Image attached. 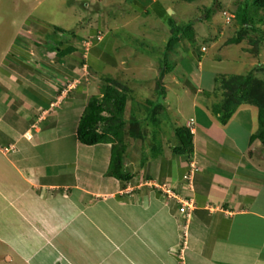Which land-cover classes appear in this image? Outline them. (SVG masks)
I'll return each mask as SVG.
<instances>
[{
  "label": "crops",
  "instance_id": "0c3cea01",
  "mask_svg": "<svg viewBox=\"0 0 264 264\" xmlns=\"http://www.w3.org/2000/svg\"><path fill=\"white\" fill-rule=\"evenodd\" d=\"M124 2L139 22L175 12L168 0ZM14 13L0 15V264H264V146L251 139L258 108L241 103L225 123L211 113L205 46L185 47L163 75V99L166 86L184 85L176 97L189 102L184 122L158 123L156 145L128 135L126 121L118 177L109 172L117 140L87 145L76 129L101 79L123 67L113 50L129 46L116 32L127 22L99 23L101 38L90 25L93 42L84 44L72 30ZM176 125L191 134L189 155L174 151Z\"/></svg>",
  "mask_w": 264,
  "mask_h": 264
},
{
  "label": "rangeland",
  "instance_id": "374dc122",
  "mask_svg": "<svg viewBox=\"0 0 264 264\" xmlns=\"http://www.w3.org/2000/svg\"><path fill=\"white\" fill-rule=\"evenodd\" d=\"M253 1L255 0H168L169 6L175 12L173 17L167 20L161 19L164 20L163 23L160 20L156 21L155 18H152L154 22L151 23H148L149 19L148 21L143 18L139 22V19L135 17L136 13L127 6L124 0H40L39 2L37 0H0V15L11 17L14 12L16 16L22 13H32L57 26L58 29L60 27L65 34L66 31H74L77 38H83L84 44L87 41L93 42V37L87 39L90 25L97 30L95 34L97 38L104 34L102 28L98 26L99 23L100 25H111L127 22L125 27H120L116 32L124 33L120 34L119 38L122 40L121 43L124 42V46H129H125L124 49L118 46L113 50L117 55L125 56L123 67L113 65L112 75L107 77L109 78L107 82L128 93L126 104L130 106L132 112L129 111L126 117L133 115L139 119V123L140 119L144 122L149 116L147 114L150 108L154 105L150 118L155 115L159 124L163 122L162 124L169 128L175 121L177 124L184 122L185 114L183 113L186 112L185 109L189 102L176 98L183 94L184 85L166 86L168 94L165 99L158 92L163 85H166L165 83H169L167 76H163L167 72L166 67L177 64V61L185 54L183 52L188 45L198 50L202 46L206 47H203L205 52L201 53L202 60L206 57L201 70L205 86L206 82L211 81V75L215 80L220 73H232L236 70L243 74L252 72L254 77L264 80V47L262 46L264 40L258 42L260 33L264 34V20L257 24L260 32L250 30L248 26H245L247 28L243 30L235 16L236 11L239 12L241 16H246L249 24L258 19H264V9H256L251 3ZM246 5L247 11L244 8ZM170 19L173 24L169 22ZM187 23L190 26L174 40L176 56L168 54V51L165 56L168 38L173 36L175 29L183 30L182 27ZM7 25L9 26L10 23ZM143 29H145L144 32H142ZM220 30L223 35H220ZM134 36H137V39H133ZM113 62L116 61L112 60ZM158 73L160 75H157ZM101 82L106 83V80L103 78ZM132 99L135 104L131 103ZM157 101H160L158 105ZM167 104L170 105L168 111L166 110ZM144 124L151 131H144V134H147L146 142L153 140L158 145L159 134L157 130H153L154 126L150 119H147Z\"/></svg>",
  "mask_w": 264,
  "mask_h": 264
},
{
  "label": "trees",
  "instance_id": "16d2710c",
  "mask_svg": "<svg viewBox=\"0 0 264 264\" xmlns=\"http://www.w3.org/2000/svg\"><path fill=\"white\" fill-rule=\"evenodd\" d=\"M251 3L254 4L256 9H264V0H255ZM244 8L247 11V5ZM235 16L243 30H246L247 27L245 26H248L250 30L259 31L258 28L260 27L257 28V24L264 20L263 18L258 19L252 21V24H249L246 16H241V14L237 11ZM169 22L173 24L171 19ZM250 25H253L254 28ZM189 26L190 25L187 23L182 27L183 30L180 31L178 29V31L175 29V32L173 31V36L168 38L165 46V56L166 51L176 48L174 40L177 39L178 35L181 32H184V30ZM187 36L189 35L187 34ZM262 40H264V34L262 35L260 33L258 42H261ZM170 68L171 67L168 66L166 67L167 70ZM105 80L106 83H103L101 96H91L89 98L79 119L76 136L81 143L87 145L107 141L114 143L115 140H117V142L112 145L109 165L111 171L109 172L115 176L121 177L120 170L123 158L122 155L125 148L122 137L124 133L122 130L126 121H128L130 125L128 128V135L133 138L143 137L144 130L141 127V123L143 122L140 120L139 123V119L133 117V115H131L128 119L124 117L128 93L118 89L114 84L107 82L109 78H105ZM215 82L216 87L214 88V93L217 100L213 101L210 105L211 113L221 123H225L239 104H254L258 108V128L256 132L251 135V139H259L261 144L264 146V80L254 77L252 72L246 74L220 73L215 78ZM158 93L159 95L163 94L160 91ZM132 102L133 99L131 100V103ZM158 102L160 101L156 102L157 105L159 104ZM134 103L135 102L132 104ZM152 107L147 114L149 116H147L145 120L150 119V122L155 127L158 124V121L155 115L150 118ZM131 110L132 109H130V111ZM134 128H138L136 133H134ZM175 136L177 143L174 147V151L178 154L189 155L192 151V141L189 130L182 126L176 127Z\"/></svg>",
  "mask_w": 264,
  "mask_h": 264
},
{
  "label": "built area",
  "instance_id": "2783aa9c",
  "mask_svg": "<svg viewBox=\"0 0 264 264\" xmlns=\"http://www.w3.org/2000/svg\"><path fill=\"white\" fill-rule=\"evenodd\" d=\"M186 204L180 206L179 210L181 213H184V215H186L187 217L189 216V211H187V208H186Z\"/></svg>",
  "mask_w": 264,
  "mask_h": 264
}]
</instances>
